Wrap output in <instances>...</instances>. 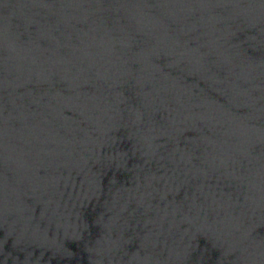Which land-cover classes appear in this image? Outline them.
Returning <instances> with one entry per match:
<instances>
[{
    "label": "water",
    "instance_id": "95a60500",
    "mask_svg": "<svg viewBox=\"0 0 264 264\" xmlns=\"http://www.w3.org/2000/svg\"><path fill=\"white\" fill-rule=\"evenodd\" d=\"M0 264H264V0H0Z\"/></svg>",
    "mask_w": 264,
    "mask_h": 264
}]
</instances>
